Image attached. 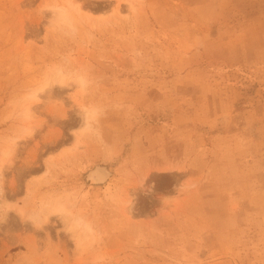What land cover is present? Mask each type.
<instances>
[{"label": "rangeland", "instance_id": "374dc122", "mask_svg": "<svg viewBox=\"0 0 264 264\" xmlns=\"http://www.w3.org/2000/svg\"><path fill=\"white\" fill-rule=\"evenodd\" d=\"M0 166V264H264V0H0Z\"/></svg>", "mask_w": 264, "mask_h": 264}, {"label": "bare ground", "instance_id": "6f19581e", "mask_svg": "<svg viewBox=\"0 0 264 264\" xmlns=\"http://www.w3.org/2000/svg\"><path fill=\"white\" fill-rule=\"evenodd\" d=\"M66 10V9H64ZM67 12V10H66ZM65 11H63L62 9L56 13L55 16V20L53 23L57 24H64L66 22H68L69 20H71L70 18H68L69 16ZM70 22V21H69ZM68 24V23H67ZM83 83L82 81H79V83ZM59 84L64 85V80H60ZM44 87H42L41 90H43ZM38 95L34 94L32 100L37 101L38 99ZM29 110V109H28ZM31 111V110H30ZM30 112L28 111L26 113V116L28 118H30L31 116L29 114ZM83 116H84V121H83V125L82 128L80 130H82L81 132H85V131H89L90 129V121L93 119V116L90 114L88 109H84L83 112ZM31 119V118H30ZM30 122V121H29ZM31 129V128H30ZM30 130L27 129V134L30 135ZM25 138V137H24ZM80 137H76V141L78 142V139ZM76 143V142H75ZM15 146V143H12L11 147H7L2 155V161L4 162L5 159L9 156V154H11V151L13 149V147ZM2 162V163H3ZM3 175V169L2 166H0V178ZM89 179L97 185L100 184H105L108 179L110 178V173L109 171L104 168V167H95L93 168L90 173L88 174ZM0 191H1V184H0ZM68 204L62 203V202H57L55 204H51L48 205L46 207H44L42 209V211L38 214H30V219L33 222V224H35L38 227H43L44 224L48 223V221L52 218V217H58L59 219L62 220L65 228H66V232L68 233V235H72V237H75V235L78 233V231L80 230V233L77 237V242H76V246L80 251H85V249L87 248V242L90 239V237L93 235V228L92 225L90 224V222L88 221H84V218H80L74 211L72 208H70L71 206H67ZM20 213L21 210H20ZM24 214V212H23ZM29 218V217H28ZM92 238V237H91ZM90 243V242H89Z\"/></svg>", "mask_w": 264, "mask_h": 264}]
</instances>
